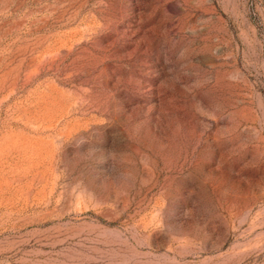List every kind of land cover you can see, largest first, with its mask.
Returning a JSON list of instances; mask_svg holds the SVG:
<instances>
[{
    "label": "rangeland",
    "instance_id": "1",
    "mask_svg": "<svg viewBox=\"0 0 264 264\" xmlns=\"http://www.w3.org/2000/svg\"><path fill=\"white\" fill-rule=\"evenodd\" d=\"M0 264H264V0H0Z\"/></svg>",
    "mask_w": 264,
    "mask_h": 264
}]
</instances>
